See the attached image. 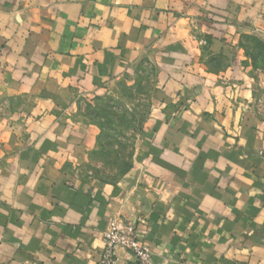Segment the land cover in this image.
Masks as SVG:
<instances>
[{
	"label": "crops",
	"instance_id": "crops-1",
	"mask_svg": "<svg viewBox=\"0 0 264 264\" xmlns=\"http://www.w3.org/2000/svg\"><path fill=\"white\" fill-rule=\"evenodd\" d=\"M142 61L133 167L79 177L100 127L78 100ZM260 63L264 0H0V264H101L112 218L151 264H264Z\"/></svg>",
	"mask_w": 264,
	"mask_h": 264
},
{
	"label": "rangeland",
	"instance_id": "rangeland-1",
	"mask_svg": "<svg viewBox=\"0 0 264 264\" xmlns=\"http://www.w3.org/2000/svg\"><path fill=\"white\" fill-rule=\"evenodd\" d=\"M138 69L135 77L113 82L107 93L78 100L81 112L100 127L99 145L75 168L79 177L115 181L133 167L138 136L151 109L153 79L148 62Z\"/></svg>",
	"mask_w": 264,
	"mask_h": 264
},
{
	"label": "built area",
	"instance_id": "built-area-1",
	"mask_svg": "<svg viewBox=\"0 0 264 264\" xmlns=\"http://www.w3.org/2000/svg\"><path fill=\"white\" fill-rule=\"evenodd\" d=\"M103 243L101 264H120L116 253L119 249L130 253L129 264H151V250L140 241L137 227L131 220L112 218L103 232Z\"/></svg>",
	"mask_w": 264,
	"mask_h": 264
}]
</instances>
